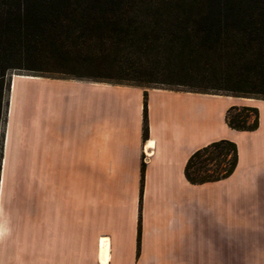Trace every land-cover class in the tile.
<instances>
[{
  "label": "crops",
  "instance_id": "0c3cea01",
  "mask_svg": "<svg viewBox=\"0 0 264 264\" xmlns=\"http://www.w3.org/2000/svg\"><path fill=\"white\" fill-rule=\"evenodd\" d=\"M28 75L11 81L4 162L17 183L35 177L36 201L8 192L21 199L0 264H264V98ZM18 78L35 82V127L25 87L13 112ZM232 105L256 106L258 125L231 127ZM219 139L235 142L234 169L191 182L189 156Z\"/></svg>",
  "mask_w": 264,
  "mask_h": 264
},
{
  "label": "trees",
  "instance_id": "16d2710c",
  "mask_svg": "<svg viewBox=\"0 0 264 264\" xmlns=\"http://www.w3.org/2000/svg\"><path fill=\"white\" fill-rule=\"evenodd\" d=\"M10 69L264 98V0H0V165ZM226 120L253 129L258 109L232 105ZM236 162L235 142L219 139L196 149L184 173L214 180Z\"/></svg>",
  "mask_w": 264,
  "mask_h": 264
},
{
  "label": "rangeland",
  "instance_id": "374dc122",
  "mask_svg": "<svg viewBox=\"0 0 264 264\" xmlns=\"http://www.w3.org/2000/svg\"><path fill=\"white\" fill-rule=\"evenodd\" d=\"M21 74H30L28 76H33V75H43L42 73H34V72H30L27 70H22V69H10L7 72L6 75V83L9 87L8 93L6 92L7 98H8V103L6 105V117L5 119L2 121V129L4 130V134H5V129H6V122H7V116H8V105H9V94H10V85H11V81L12 78L14 76L17 75H21ZM48 76H68L65 74H58V73H52V74H46ZM76 78V77H75ZM139 84H142L144 86H171V87H179V88H184L183 86H179V85H168V84H163V83H149V82H138ZM22 87H25V90H28L27 92L29 93V99L31 100V105L29 108V118L30 120L28 122H30V124H32L35 127V123H36V116H35V104H36V88H35V82H27L23 79H17L16 80V84H15V89H14V97H15V102H14V106H13V112L15 113L17 111V105H19L18 102V97L19 94L22 90ZM209 92H226L225 90H221V89H210ZM4 113H5V107H4ZM14 116V115H13ZM28 118V119H29ZM1 165H0V222L2 224H7L10 226H14L15 224V220L13 219V217L11 215H9V208H10V201H16V200H20L21 196L19 197V199L16 198V195L11 197V195H9V191L10 189H12L13 187L17 188L18 185H27L29 186V192L27 193V199L29 201H36V191H35V187H36V183H35V177L32 178H20L19 181L22 182H15L13 179H9L8 177V165H7V161L4 162V141H3V148H2V155H1ZM4 163V164H3ZM12 182V183H11ZM24 197H26V195L24 194Z\"/></svg>",
  "mask_w": 264,
  "mask_h": 264
},
{
  "label": "bare ground",
  "instance_id": "6f19581e",
  "mask_svg": "<svg viewBox=\"0 0 264 264\" xmlns=\"http://www.w3.org/2000/svg\"><path fill=\"white\" fill-rule=\"evenodd\" d=\"M30 77H33V76H30Z\"/></svg>",
  "mask_w": 264,
  "mask_h": 264
}]
</instances>
